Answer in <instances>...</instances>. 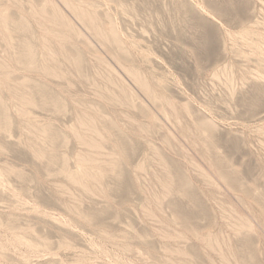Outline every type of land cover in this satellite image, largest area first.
I'll return each instance as SVG.
<instances>
[{"label": "rangeland", "instance_id": "obj_1", "mask_svg": "<svg viewBox=\"0 0 264 264\" xmlns=\"http://www.w3.org/2000/svg\"><path fill=\"white\" fill-rule=\"evenodd\" d=\"M83 1L116 25L126 45L103 46L55 0L82 33L67 48L80 68L66 82L16 67L14 80L42 84L47 99L35 97L28 120L49 140L46 157H36L20 128L26 119L2 93L11 125L0 130V264H264V230L246 226L259 224L248 204L264 212V64L236 40L245 28L264 34V0ZM97 57L134 104L109 98L120 89ZM122 67L188 109L189 138ZM81 114L103 137V171L94 170L88 191L65 174L78 171L77 156L87 151L72 132ZM209 121L212 130H196Z\"/></svg>", "mask_w": 264, "mask_h": 264}, {"label": "bare ground", "instance_id": "obj_2", "mask_svg": "<svg viewBox=\"0 0 264 264\" xmlns=\"http://www.w3.org/2000/svg\"><path fill=\"white\" fill-rule=\"evenodd\" d=\"M39 1L0 0V42L4 45H2L3 55H0V130H7L11 125L10 106L4 102V96H2V93H7L18 116L26 119L23 120L20 127L25 137V144L36 157L44 158L46 157L44 145L49 140V132L28 119L31 109L38 105L35 97L38 96L40 101H45L47 96L44 89L39 87L42 84L35 86L38 90L35 93L36 89L32 87L34 82L30 77L14 80L13 73L16 67L21 66L23 69L25 68V71L35 69L42 75V78L47 80L70 82L69 70L79 69L80 63L68 54L67 48L73 46L76 41L82 40L83 36L58 7L55 0ZM59 2L103 46L110 44L119 50L125 48V40L116 25L109 19H103L90 3L83 0H59ZM14 14L19 17L15 19L16 15L14 16ZM31 26L34 27L33 30L30 28ZM15 33L21 36L20 39H17L18 35ZM33 38L36 39V43L31 41ZM236 40H240L242 45L249 47L252 54L264 64L263 33L245 28L238 33ZM97 62L110 74L107 78L108 81L117 83V79L112 75V69L98 57ZM122 68L139 91L157 106L160 114L174 123L178 133L184 138H189L192 131L182 122V117L188 114V109L177 106L165 96L157 89L150 77L130 67ZM229 82L231 83V80ZM117 87L120 89V95L110 91L111 97L109 98L116 102L134 104V95L128 87L121 81L117 83ZM144 114L149 119V125H157L156 115L147 110L144 111ZM211 123L210 121L202 123L196 130H212L214 126ZM72 132L75 139L87 151L85 154L77 156L78 171L73 174L65 172V174L71 182L88 191L87 182L97 180L94 170L103 171V168L98 166V157L102 155V133L94 119L87 114L77 116L76 126L72 128ZM262 134H264V130ZM191 145L195 150L203 153L202 145L195 141ZM115 165V159L109 162L111 168H114ZM215 174L219 181L226 182L225 176L221 173L216 172ZM247 208L254 214V217L259 219L258 227L248 222L246 223L247 228L252 231H257L259 228L263 231L264 212L255 210L250 204L247 205ZM16 244L26 246L23 241L18 239Z\"/></svg>", "mask_w": 264, "mask_h": 264}]
</instances>
